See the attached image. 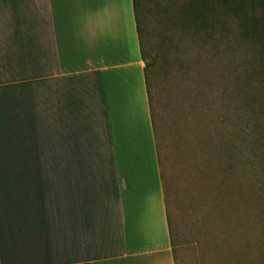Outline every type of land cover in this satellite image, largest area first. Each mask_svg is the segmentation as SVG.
<instances>
[{
    "label": "crops",
    "instance_id": "1",
    "mask_svg": "<svg viewBox=\"0 0 264 264\" xmlns=\"http://www.w3.org/2000/svg\"><path fill=\"white\" fill-rule=\"evenodd\" d=\"M132 0H0V264H174Z\"/></svg>",
    "mask_w": 264,
    "mask_h": 264
},
{
    "label": "rangeland",
    "instance_id": "2",
    "mask_svg": "<svg viewBox=\"0 0 264 264\" xmlns=\"http://www.w3.org/2000/svg\"><path fill=\"white\" fill-rule=\"evenodd\" d=\"M188 1L134 0L174 264H264L262 65L232 22L174 20Z\"/></svg>",
    "mask_w": 264,
    "mask_h": 264
},
{
    "label": "trees",
    "instance_id": "3",
    "mask_svg": "<svg viewBox=\"0 0 264 264\" xmlns=\"http://www.w3.org/2000/svg\"><path fill=\"white\" fill-rule=\"evenodd\" d=\"M132 2L135 12L134 0ZM175 13L174 20L177 17L178 22L217 31L221 35L222 30L227 33L228 23L232 22L237 29V38L253 46L250 54L260 61L263 70L252 71L264 88V0H189Z\"/></svg>",
    "mask_w": 264,
    "mask_h": 264
}]
</instances>
